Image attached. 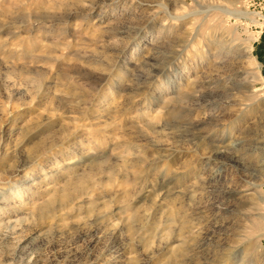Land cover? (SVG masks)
I'll return each instance as SVG.
<instances>
[{"label":"rangeland","instance_id":"rangeland-1","mask_svg":"<svg viewBox=\"0 0 264 264\" xmlns=\"http://www.w3.org/2000/svg\"><path fill=\"white\" fill-rule=\"evenodd\" d=\"M250 45L264 0H0V264H264Z\"/></svg>","mask_w":264,"mask_h":264},{"label":"bare ground","instance_id":"bare-ground-1","mask_svg":"<svg viewBox=\"0 0 264 264\" xmlns=\"http://www.w3.org/2000/svg\"><path fill=\"white\" fill-rule=\"evenodd\" d=\"M256 21V20H255ZM257 22V21H256ZM236 44V43H235ZM240 44V43H239ZM239 44H237V45H239ZM244 45V44H243ZM245 46V45H244ZM243 46V47H244ZM237 48H238V46H237ZM241 52H242V57H243V59H245V60H247L248 61V63L250 64V66L252 67V69L253 70H255V72H256V74H257V76H258V79L261 81V82H263L264 81V76L262 75V73H261V65H260V63L258 62V60H257V58L254 56V54H253V52H254V49H253V47L250 45V46H247V48H240L239 49ZM257 79V80H258ZM253 92V94H256V91H252ZM255 136H257V135H255ZM260 139V138H259ZM255 141H253V143H255L257 146H259V145H261L262 147L261 148H258V147H256V146H254L253 148H252V152H251V154H252V156H254L255 154L256 155H258L259 153H260V159H261V164H262V166H264V143L263 144H260L259 142H258V139L256 138V139H254ZM241 144V143H240ZM237 150V149H236ZM241 153V152H240ZM248 153V152H247ZM258 153V154H257ZM244 154V153H243ZM247 156V155H246ZM232 161L234 162V163H241L240 161V159H239V156H232ZM249 169V168H248ZM253 169V168H252ZM255 171V170H254ZM261 171V170H260ZM253 177H256V175H253ZM252 184V183H251ZM250 184V185H251ZM254 185V184H253ZM262 186V185H261ZM261 186H256L255 185V188H252L251 190L249 189V191H255V194L256 195H260L259 193V188L261 187ZM264 187V186H263ZM246 190V189H245ZM246 192H248V191H246ZM233 192H231L230 194H232ZM234 195H238V193H235ZM252 195V194H251ZM258 200L262 203V202H264V197H262V196H259L258 197ZM252 204V203H251ZM256 204V205H255ZM257 206V203H254V205H253V207H251V205H250V207L249 208H251V209H254L255 207ZM205 210V209H204ZM229 212H231L232 213V211H229ZM235 212V211H234ZM259 249V248H258ZM262 255H264V248L263 249H261V256Z\"/></svg>","mask_w":264,"mask_h":264}]
</instances>
